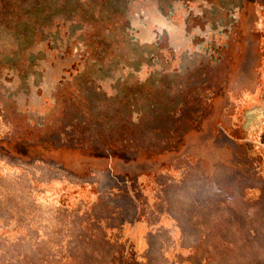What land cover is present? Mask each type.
Segmentation results:
<instances>
[{"label": "rangeland", "instance_id": "1", "mask_svg": "<svg viewBox=\"0 0 264 264\" xmlns=\"http://www.w3.org/2000/svg\"><path fill=\"white\" fill-rule=\"evenodd\" d=\"M0 264H264V0H0Z\"/></svg>", "mask_w": 264, "mask_h": 264}, {"label": "flooded vegetation", "instance_id": "2", "mask_svg": "<svg viewBox=\"0 0 264 264\" xmlns=\"http://www.w3.org/2000/svg\"><path fill=\"white\" fill-rule=\"evenodd\" d=\"M150 18L151 22L153 24L157 25V29L159 32H163L164 29H167L169 32V36L171 38V45L175 48L177 47H186L188 48L190 46V39L191 37L185 36L184 30L181 28L174 26V24L171 23V21L163 16H156V14L152 11L150 12ZM133 26L138 31L137 37L143 42V43H149L151 42L155 37L156 34L149 28L145 23L141 21H135L133 22ZM200 33V32H198ZM201 35V34H200ZM136 37V40H137ZM42 48V45L36 46L35 50H39ZM55 66H51V63L45 62L42 63L41 68H46V82L44 85V92L46 95L50 96L51 90L54 88V85L58 82V79L62 77V73L64 71V68L69 66V62H71V59H68L67 61H61V59L58 57L57 59H54ZM33 100L34 104L39 105L43 102V99H39L36 95V92L34 90L33 93ZM23 101V99H21ZM21 101V102H22ZM23 103V102H22Z\"/></svg>", "mask_w": 264, "mask_h": 264}]
</instances>
